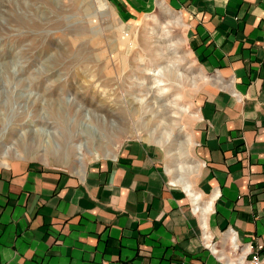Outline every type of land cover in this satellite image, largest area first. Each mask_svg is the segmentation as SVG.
Wrapping results in <instances>:
<instances>
[{"label": "crops", "instance_id": "1", "mask_svg": "<svg viewBox=\"0 0 264 264\" xmlns=\"http://www.w3.org/2000/svg\"><path fill=\"white\" fill-rule=\"evenodd\" d=\"M112 1L185 24L205 77L191 193L141 141L79 173L0 164V264H244L264 247V0Z\"/></svg>", "mask_w": 264, "mask_h": 264}, {"label": "rangeland", "instance_id": "2", "mask_svg": "<svg viewBox=\"0 0 264 264\" xmlns=\"http://www.w3.org/2000/svg\"><path fill=\"white\" fill-rule=\"evenodd\" d=\"M184 25L166 10L130 20L112 0H0V164L79 173L133 141L154 146L146 137L156 125L170 134L165 149L181 143L184 164L198 165L205 77ZM162 62L178 79L166 71L157 82Z\"/></svg>", "mask_w": 264, "mask_h": 264}, {"label": "bare ground", "instance_id": "3", "mask_svg": "<svg viewBox=\"0 0 264 264\" xmlns=\"http://www.w3.org/2000/svg\"><path fill=\"white\" fill-rule=\"evenodd\" d=\"M151 19L153 22L156 21L153 18ZM153 25H155V23ZM156 57H157V60L163 61V56L160 53H157ZM166 71L167 73H169L170 75L178 79V75L175 72L173 65H167V64H164V62H162L161 64L158 65V68L156 71L157 78H158L157 82L160 81L159 77L164 75ZM44 135L45 134L37 135V142L42 148H45L46 151H49L52 149V143L50 139L46 137V135L45 136ZM169 138H170V134L165 132L162 129H158V126L156 125L150 128L149 134L147 133V137H146L147 141H150L152 144L159 146L163 149H165L163 145L164 140H168ZM189 143L191 145H194L191 137H189L186 145H188ZM181 147H182V144L180 143L176 145V148L172 147L170 149H165L166 161L167 163L170 162V164H172V166L167 165L166 169L170 175L171 182L173 184L179 185L185 191H187L188 193H191V181L188 177L191 175H194L196 173V170L198 169L196 166H193V164L192 165L184 164L183 159H186L187 156H186V153L183 150H181ZM173 149L176 151H174ZM1 165H4V164L2 163ZM77 171L78 170H76V172Z\"/></svg>", "mask_w": 264, "mask_h": 264}, {"label": "built area", "instance_id": "4", "mask_svg": "<svg viewBox=\"0 0 264 264\" xmlns=\"http://www.w3.org/2000/svg\"><path fill=\"white\" fill-rule=\"evenodd\" d=\"M263 247L257 245V249L253 250L250 255V259L246 264H264V256L262 255Z\"/></svg>", "mask_w": 264, "mask_h": 264}]
</instances>
